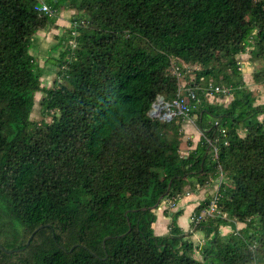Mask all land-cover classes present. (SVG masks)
Returning <instances> with one entry per match:
<instances>
[{
  "label": "trees",
  "instance_id": "1",
  "mask_svg": "<svg viewBox=\"0 0 264 264\" xmlns=\"http://www.w3.org/2000/svg\"><path fill=\"white\" fill-rule=\"evenodd\" d=\"M61 9L77 14L47 87L33 37ZM247 52L263 84L264 0H0V264H264V104L243 80ZM190 69L182 96L200 100L189 102L201 137L182 154L184 116L151 111ZM39 92L51 122L31 119ZM209 176L221 178L218 212L185 232L183 210H168ZM164 202L169 231L157 235Z\"/></svg>",
  "mask_w": 264,
  "mask_h": 264
},
{
  "label": "rangeland",
  "instance_id": "2",
  "mask_svg": "<svg viewBox=\"0 0 264 264\" xmlns=\"http://www.w3.org/2000/svg\"><path fill=\"white\" fill-rule=\"evenodd\" d=\"M76 14H77V11H75V10L61 9V11H60V15H62V16L65 15L64 18L67 21L66 22L67 25L69 24V21L72 20V17H74ZM62 21H64V20H62ZM62 21L61 20L59 22L56 21V23H60V22L62 23ZM55 24H49L46 28V29H48V28L49 29L44 30L43 32H41L44 34L39 35L38 38H36V40L34 39L35 43H36L35 44L36 48L32 47V50L35 51L34 54H35L36 59L44 67V73H43V76L41 77V82H42L43 86H47V87H51L53 85V82L57 78V71H58V69L51 63V60L49 59V57L54 56V54L57 55V52L64 50V48L66 47V45L61 44L62 37L59 38V40L55 39V35H56L54 33ZM72 26H68L67 28H66V26L64 27V28H66L65 30L68 31L67 34L70 33ZM67 34L65 33L64 36ZM52 43L55 44L53 50H51V51L47 50V48L49 47V44H52ZM32 45L34 46V42L32 43ZM45 60H49V62L45 63L46 62ZM237 61L242 63L245 67L244 71L242 73L243 80L246 83V87L249 90L253 91L254 95L256 96V104H264V83L263 84L256 83L254 80V73L257 72L258 70H260V68L262 67V64H263V60H261V59L253 60L250 52H247V53L239 55L237 57ZM193 69H196V68H193ZM193 69H190V72H185L183 74L184 76L181 78V80H179V85L181 88H183L185 85H191V83L195 80L196 73H195V70H193ZM193 83H195V81ZM42 97H43L42 93L39 92L36 94V98H35L36 103H35V106H34V109H33L32 115H31V119L33 121H36V122H40V121H42V119H45L46 122H51L52 121L51 116H43L42 115V107L40 104ZM232 98H233L232 95L229 97H225V98H222L221 96H217V97H213V98L211 96H208L210 103L211 102L222 103L225 105H228L230 103V101L232 100ZM196 119L197 118H195L193 120V122H189V121H188V123L184 122V124H183L184 127L186 125H189L192 128V131H197V129L195 127V123H194L196 121ZM260 119L263 120L264 115L260 116ZM189 135L190 134H188L186 137L184 136V140H183L182 147H181L182 148L181 149L182 154H187L186 141L188 140ZM241 135H244L243 132H241ZM159 217H161V216L159 215ZM187 217H190V216H187ZM208 217H210V216H208ZM211 217H212V215H211ZM237 226H238V229H241V228L245 227V224L238 222ZM220 230L223 233H227L229 231L230 232L232 231L227 226H222L220 228ZM156 232L159 233L158 229H156ZM162 235H164V234H162ZM195 241L199 242V238L196 236H195ZM194 256L198 259H202L201 255L198 252H196Z\"/></svg>",
  "mask_w": 264,
  "mask_h": 264
},
{
  "label": "crops",
  "instance_id": "3",
  "mask_svg": "<svg viewBox=\"0 0 264 264\" xmlns=\"http://www.w3.org/2000/svg\"><path fill=\"white\" fill-rule=\"evenodd\" d=\"M65 15H60L59 19L57 20V22H59L60 20H64L62 21V23H56L55 24V30L54 33L55 35V39L59 40V38H63L64 34L68 33L67 30H65L68 26H72V20L69 21V24H66V19L64 18ZM74 17H72L73 19ZM49 25V24H48ZM47 25V26H48ZM47 26L41 30H39L37 32V34L33 37V42H34V46L36 48V43L35 40L36 38H38L39 35L44 34L41 33L44 30H48L46 29ZM66 26V28H64ZM70 28V27H69ZM35 39V40H34ZM55 44H49V47L47 48V50L51 51L53 50ZM38 48V47H37ZM33 53V55L35 56V51L32 50L31 51ZM60 52H57V55L54 54V56H52L53 59H56L59 57ZM49 59H51V57H49ZM47 62H49V60H45ZM41 64V63H40ZM41 67H43V65L41 64ZM184 131H185V137L190 134L188 136V139L192 140V144L190 146L187 145V150L191 151L192 149H194L198 143V141L200 140L201 137V132L198 131H192V128L189 125H186L185 127L183 126ZM193 132V133H192ZM187 151V152H188ZM221 181V178L219 179H213V177L209 176L207 177V180H205L204 184H199L197 182L196 178H192L191 182L189 183V185H187L185 187V193L182 194V196H180L178 201H175L176 206L172 207L170 213H173L179 209L183 210V214L178 218V224L179 226L185 231L188 232L191 229V221H190V217L187 216H191L193 214V212L195 211L196 207L203 202L205 199L212 197L214 194H216L218 188H219V183ZM165 206L161 205L160 209L157 211V221L154 224V230L156 232V229H158L159 233H155V234H167L169 231V223L171 221V217L168 216L167 210H165ZM159 215L161 217H159ZM189 218V219H188ZM230 228V230H232V228L230 226H227ZM230 232V231H229ZM227 232V233H229ZM223 233V232H222ZM227 233H223V234H227ZM195 236L199 238V242L195 241ZM191 239L193 240V242L195 243L196 246H200L205 242V235L202 232H195L192 236Z\"/></svg>",
  "mask_w": 264,
  "mask_h": 264
},
{
  "label": "built area",
  "instance_id": "4",
  "mask_svg": "<svg viewBox=\"0 0 264 264\" xmlns=\"http://www.w3.org/2000/svg\"><path fill=\"white\" fill-rule=\"evenodd\" d=\"M36 10L40 13H45L48 15H51L53 12L51 10V8L47 5V4H39L38 6H36ZM74 35V33H73ZM70 45H72L73 47L75 46V41L74 40H70L69 42ZM242 69L244 70V65L241 64ZM176 76H181L180 71H174L173 72ZM211 88L214 89V92H218V93H223V94H228L229 89L227 87H214V86H210ZM188 93L187 96H182L183 93V88L179 89V93L177 95V97L172 101V102H166L165 100L161 101L160 99L157 101V103L154 104L153 109L151 111L152 115H160L162 118L166 119V120H171L173 119L175 116L177 115H183L185 120L188 122H193V118L190 116V111H191V107H190V102L189 99H193L196 102L200 103V100L196 94V92L194 90H191L189 88H187ZM195 108V107H194ZM217 124V123H216ZM211 143V142H210ZM218 201H219V195L218 193L214 194L213 199L211 201L210 207L204 209L201 212L200 216H196L194 213L190 216V221L192 223H198L201 219H206L208 218V216L214 215L217 211V206H218ZM163 205L165 207H168L170 205V203H163Z\"/></svg>",
  "mask_w": 264,
  "mask_h": 264
},
{
  "label": "water",
  "instance_id": "5",
  "mask_svg": "<svg viewBox=\"0 0 264 264\" xmlns=\"http://www.w3.org/2000/svg\"><path fill=\"white\" fill-rule=\"evenodd\" d=\"M161 101H163L164 100V97L163 96H160V98H159ZM39 229H36L35 231H34V233H33V235L38 231ZM32 235V236H33ZM31 236V237H32ZM28 244H29V242H28ZM1 246V245H0ZM2 247V246H1ZM7 252H9V253H11L12 252V250H6Z\"/></svg>",
  "mask_w": 264,
  "mask_h": 264
}]
</instances>
